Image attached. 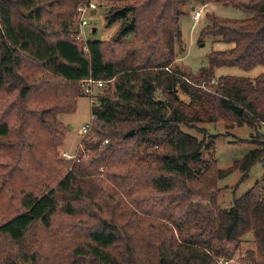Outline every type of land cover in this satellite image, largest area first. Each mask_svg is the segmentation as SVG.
<instances>
[{
	"label": "trees",
	"instance_id": "trees-1",
	"mask_svg": "<svg viewBox=\"0 0 264 264\" xmlns=\"http://www.w3.org/2000/svg\"><path fill=\"white\" fill-rule=\"evenodd\" d=\"M87 1L0 0V264H225L250 232L246 264H264V173L229 207L217 199L235 169L242 182L264 165V147L221 168L206 157L214 139L181 127L264 125V72L216 76L264 65V0H198L252 14L206 13L198 40L234 45L213 49L196 73L176 63L180 18L195 0H113L123 4L106 12L108 25L122 21L112 42L76 38L67 18ZM90 76L104 85L86 149L65 160L59 115L77 111Z\"/></svg>",
	"mask_w": 264,
	"mask_h": 264
},
{
	"label": "rangeland",
	"instance_id": "rangeland-1",
	"mask_svg": "<svg viewBox=\"0 0 264 264\" xmlns=\"http://www.w3.org/2000/svg\"><path fill=\"white\" fill-rule=\"evenodd\" d=\"M93 1L97 8L86 14L88 23L84 26H80L78 17V6H76L75 12L71 17H68L70 11H67V5H57L55 11L62 14L70 20V27L75 31H83L82 39H104L108 42L116 37L118 30L122 26V21H116L111 25L107 24L106 12L112 5L123 4L122 1L113 0H88ZM195 2V6L201 5V1H190L188 4ZM208 11L216 13L222 17L229 18H244L250 16L252 13L242 8L233 6L231 4H224L222 2H209ZM206 13L203 18L196 22L192 13L189 16H183L180 19V25L183 34L184 43H179L176 46L178 66L186 72H198L202 66L208 65V54L213 49H225L234 45L233 42H227L220 38V36L214 37L207 35L202 42H200L199 34L203 25L208 22ZM81 27V28H80ZM95 28V30H94ZM131 38L132 35H128ZM185 50L180 52V50ZM261 72H264V65L258 64L250 69H244L236 65L219 66L216 68V76L219 77L225 74H236L242 76L255 77ZM180 96L185 100H188V95L183 91L179 92ZM159 98L163 97L158 93ZM59 119L68 126V132L66 139L62 147H60V156L69 160L75 157L80 150L86 149L82 145V139L86 134H81L80 128L86 123L92 120V103L90 97L87 94H83L78 98L77 111L74 113H65L59 115ZM181 127L192 134H195L199 138L205 137L207 141L214 139V146L210 150L206 157L214 156L217 159L218 166L221 168L230 167L234 160L240 158L249 150L255 146L264 147V125L259 128H253L246 124L226 125L222 121L218 122H198L193 127L182 124ZM216 134L215 138L212 137ZM66 144V145H65ZM84 148V149H83ZM264 173V165L261 161L255 163L248 177L244 181H240L242 174L240 170L235 169L227 177L218 182L217 199L221 206L229 207L235 197L242 195L249 188H251L257 181H262ZM105 196L110 200V196L104 192ZM18 197H15L17 199ZM193 199L198 202H202L198 196H193ZM76 220L75 217L68 218L63 213H59L56 216V221L65 222ZM248 248H255L253 241V235L250 232L242 238L241 249L232 258V260L225 262V264H246L248 259L245 254Z\"/></svg>",
	"mask_w": 264,
	"mask_h": 264
},
{
	"label": "built area",
	"instance_id": "built-area-1",
	"mask_svg": "<svg viewBox=\"0 0 264 264\" xmlns=\"http://www.w3.org/2000/svg\"><path fill=\"white\" fill-rule=\"evenodd\" d=\"M96 8L97 6L93 1L83 2L78 6V17L81 27L88 23L86 14L89 13L90 11L95 10ZM206 11H207V3H201V5L196 6L193 9L194 20L198 22L203 17ZM75 36L76 38H82L83 31L82 30L80 31L79 29L76 32ZM103 85H104V81L102 79H96L92 76L82 80L83 93L87 94L90 97L92 105L98 103L97 94L99 92V89ZM94 118L95 116L92 114V120L80 128L81 134H86L90 131Z\"/></svg>",
	"mask_w": 264,
	"mask_h": 264
},
{
	"label": "crops",
	"instance_id": "crops-1",
	"mask_svg": "<svg viewBox=\"0 0 264 264\" xmlns=\"http://www.w3.org/2000/svg\"><path fill=\"white\" fill-rule=\"evenodd\" d=\"M191 5H192V6H193V5L195 6L196 4H195V2H192V3L188 4V12H187L185 15H183V16H189L190 13H192V9L190 8ZM208 6H209V3H207V11H206V12H209V11H208ZM195 7H196V6H195ZM183 16H182V17H183ZM182 17L180 18L181 20H182ZM192 17H193V15H192ZM202 18H203V17H202ZM202 18H201V19H202ZM201 19H200V20H201ZM200 20H199V21H200ZM199 21H198V22H199ZM231 47H232V46H231ZM225 49H226V48H225ZM65 145H66V144H65Z\"/></svg>",
	"mask_w": 264,
	"mask_h": 264
},
{
	"label": "water",
	"instance_id": "water-1",
	"mask_svg": "<svg viewBox=\"0 0 264 264\" xmlns=\"http://www.w3.org/2000/svg\"><path fill=\"white\" fill-rule=\"evenodd\" d=\"M94 30H95V28H94ZM133 132H134V130H131V131H130V134H132Z\"/></svg>",
	"mask_w": 264,
	"mask_h": 264
}]
</instances>
